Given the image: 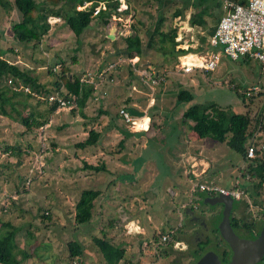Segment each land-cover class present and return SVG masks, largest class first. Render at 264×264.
Segmentation results:
<instances>
[{
    "label": "rangeland",
    "instance_id": "rangeland-1",
    "mask_svg": "<svg viewBox=\"0 0 264 264\" xmlns=\"http://www.w3.org/2000/svg\"><path fill=\"white\" fill-rule=\"evenodd\" d=\"M36 1L54 10L63 5V1L58 4ZM130 2L133 5L129 4L130 14L131 7L135 9L131 20L130 16H112L110 25L104 27L94 19L80 36L74 35L64 22H58L44 30L40 44L18 42L10 28L12 21L18 18L17 12L11 10L7 14L0 8V57L15 63L22 70L29 69L32 76L38 77L39 83L53 91L50 95L56 97L55 76L48 73V68L58 73L61 65H65L70 73L81 76L85 70L93 72L108 60L119 55L126 56L123 52L126 47L125 33H131V24L147 43L149 37L145 30L157 21L161 12L166 17L163 31H168L170 25L176 26V46L194 52L195 47L204 46L205 41L209 43L211 35L208 29L225 12L224 0H206V7L209 8L203 16L206 24L198 26L190 24V15L197 0H161L159 4L150 0ZM176 9H181L182 14L172 16ZM114 19L119 22H113ZM111 26L114 28L113 38L108 37ZM149 42L150 47L134 65L137 68L147 66L149 61L155 65L154 70L161 71L168 67L177 68L185 59L173 56L169 48H161L157 35ZM213 49L210 47L203 52V58ZM130 68L133 70L132 66ZM114 75V83L97 86L83 107L72 101L70 106H58L50 111L52 100L45 102L42 93H36L29 86L23 87L19 80L17 91L24 94L31 92L30 97L7 91L6 96L11 101L4 108L10 115L0 114V219L20 228L16 243L21 252H17L16 257L19 260L23 258L24 250L28 254L20 264H70L67 259V242L70 239L80 241L86 248L84 263L101 264L99 257L93 254L95 246L90 240L101 232L99 228L92 227L75 229L74 205L83 188H98L101 183L107 184L108 178L104 172L86 170L83 160L94 165L105 161L111 171L134 173L133 177L123 175L124 178L118 180V186L108 184V197H105L106 203L102 202L101 224L107 237L124 247L126 258L135 260V264H167V259L161 258L159 250L155 249L163 243L160 236L169 232L171 225L177 222L175 217L170 221L172 217L163 212L162 204L170 196L187 202L192 197L189 174L191 171L198 176L201 173V169H190L192 160L188 152L211 162L214 171L200 175L195 181H213L224 188H231L238 181L241 189L244 190L243 184L247 183L251 191L252 183H256L249 176H245L244 180L241 178L238 169L243 164L241 157L225 142L195 139L186 124L180 130L176 129L175 112L172 117L167 114L176 108L178 85L193 91L196 103L214 102L242 113L249 110L251 116L255 111L261 113V94L253 97L243 94L244 102L241 95L255 85L264 87V70L256 61L232 60L220 52L217 66L211 72L175 74L173 81L168 76L163 85L156 87L153 104L148 101V89L142 83L137 85V79L129 75L127 69L116 71ZM10 78L2 79V83L8 84ZM128 80L136 86L134 89H129ZM60 88H63L62 85ZM38 98L44 102L38 103ZM129 98V103H125ZM117 105L146 111L158 123L154 127L156 131L165 129L163 134L139 132L134 126L126 128L109 113L100 114L102 109L113 112ZM179 106L187 108L186 103ZM18 112L24 115L32 112L45 122L38 127L26 128L18 119ZM261 121H264V115ZM108 125L111 127L104 130ZM91 127L102 131L100 139L92 147L79 149L75 144L87 137ZM259 127L256 131L263 138ZM124 136V147L120 149L118 143ZM16 145L22 150L21 156L14 155L12 149H5L6 146ZM231 174H235V179ZM260 198H264V190ZM13 200H16L15 204ZM151 202L154 205L150 206ZM235 203L238 205L239 201ZM45 212L49 213L43 217ZM27 230L31 235L27 234Z\"/></svg>",
    "mask_w": 264,
    "mask_h": 264
},
{
    "label": "trees",
    "instance_id": "trees-1",
    "mask_svg": "<svg viewBox=\"0 0 264 264\" xmlns=\"http://www.w3.org/2000/svg\"><path fill=\"white\" fill-rule=\"evenodd\" d=\"M42 1H47L52 4H58L63 1V5L59 10H54L42 6V2L39 3L36 0H0V8L4 9L7 14H9L11 10H15L18 14L17 20H13L10 25L11 34L16 40H18V42L33 41L35 44L39 42L41 43L42 34L44 33V30L48 28L46 18L50 14L60 16L63 20L62 22H64L67 28H69L76 36H80L84 30L91 26L94 19L101 23L102 26L106 27L107 25H110L113 15L133 16L130 14V8L128 6H126L124 10L120 9L121 3L119 0ZM84 1H91L92 3L84 9H76V6L83 4ZM100 1H105L106 8L101 9L96 15H93L94 8ZM150 1L159 4L161 0ZM233 1L245 3L244 0ZM193 6H195V10L190 15V24L204 26L206 21L203 16L209 9L206 7V0H197ZM180 14H182V10L176 9L172 16H179ZM158 16L157 21L153 25L148 27L146 30L144 29L149 37L148 39H153V37L157 35L161 48H169L170 52L173 53V56L175 57L181 53L184 54L186 52L185 49H176V45L178 44L175 40L176 29L169 26L170 28L168 31H163L162 25L166 20V17L161 12L158 13ZM218 21L208 29L210 35L214 34ZM113 22L118 23L115 20ZM130 27L131 33H125L126 47L123 52L128 57L142 56L145 50L150 47V42L149 40L147 43L143 41V37L137 32L134 24H131ZM204 44V46L202 45V47H198L194 49V51L197 50L205 52L210 48L209 43L205 41ZM238 59L243 62H247L249 60L246 57H240ZM122 67H128L129 75H133L132 77L137 79V85L141 86L139 76L134 73V71L130 68L131 66L123 64L119 66L118 70L120 71ZM169 69H174V67H168L167 70ZM48 73L50 75L54 73L55 80L53 81V84L55 85L57 96L68 102L74 101L79 107H83L86 104L87 99L91 97L92 92L95 90L91 84L81 83L78 75L70 73L68 67L65 65H61L58 73L53 72L48 68ZM9 77L11 78L8 84L2 83V79H9ZM18 80L22 82L20 84H22L23 87L29 86L31 87L30 89L36 93H43L45 97L44 101L49 103L47 97L51 92H53L50 88L46 87L42 83H39L38 77L32 76L29 69L22 70L15 63L10 62L6 58L0 57V114L10 115L4 108V105L10 103L11 101V98L6 96L7 91H12L13 95L24 94L17 91V88L20 86ZM127 83H129V89L132 90L134 85L129 82V80ZM61 85L63 88H60ZM30 93L31 92H25L24 95L30 97ZM241 95L242 102H244V95ZM195 96L196 94L193 91L182 85H178L176 93V108L167 112V114H171V117L174 114L173 112H175V120H180L175 122L176 129L180 130L183 124H189L191 132H193L194 136L198 139L207 138L213 142H225L228 148L234 150L240 155L244 165H247L245 168H238L241 173V178L244 180L245 176H249L251 180L256 182L252 183L251 191L249 189V184H247L246 181H243L246 183L243 184L245 193L250 198H260L261 193L264 190V150L258 151L255 158H247L246 151L247 143L259 125V128L264 134V121H261L263 114L260 113V111H255L251 116L248 113L249 110L242 113L233 110L231 107L229 109L224 108L223 105H218L214 102H210L209 104L196 103L194 100ZM39 99L40 98L37 100L38 103L44 102L42 99ZM130 100L131 99L129 98L125 101V103L128 104ZM182 103H186L187 108L182 109L179 106V104ZM59 104L60 103L55 99L51 102L49 110L53 111ZM117 108L129 109L127 105H117ZM117 108L113 112L102 109L100 114L109 113L112 117L118 119L123 126L130 128V126L122 120ZM17 116L21 124L26 128H32L35 126L38 127L43 125L45 122L39 120V117L34 116L32 112L26 115L18 112ZM39 116L42 117V114H39ZM167 116L169 117V115ZM150 120L151 122L148 132H154L155 135L156 128L154 129V127L158 126V123H155V121L151 118ZM110 127L111 126L108 125L104 128V130L109 129ZM164 130L165 129L160 128L156 131V135L159 134L161 136ZM101 132L102 131L99 129L93 127L89 128L87 137L76 143V147L79 149H86L96 145L102 134ZM125 139L126 136L119 141L118 144L120 149L124 147ZM260 139L264 141V136L263 138L258 136L255 139V144H258ZM30 146L31 145H29V148ZM5 149H12L14 155L21 156L22 150L19 145L6 146ZM23 152L27 153L28 151ZM127 161H129V159ZM83 164L86 170L88 169L96 173L104 172L107 175L106 177L108 178V182L107 184L104 183V185L101 183L98 188H83L81 190L80 196L74 205V222L75 226H77H74V228H99L101 235H93L90 240L95 246L93 254L99 257L101 264H135V260L126 258V250L124 247H122L119 243H115L113 239H109L107 237L106 231L103 229L101 224L103 218L102 211L104 210L102 202L106 203L105 197H108V184H115L118 186V183L120 182H118V180L121 179L123 175L125 177L128 174V177L130 175L133 177L134 173H132V171L129 173L111 171L105 161H101L100 163L94 165L83 160ZM241 169L245 170L243 171ZM232 177L234 178L235 174H233ZM105 185L107 186L104 187ZM14 202L16 203V200H13V204H15ZM48 213L49 212H45L43 217H46ZM19 230L20 228L17 224H13L10 221H2L0 219V264H20V261L28 256L24 250L23 258L19 260L16 257L17 252H21L18 250L16 243V235ZM27 234L31 235L29 230H27ZM85 251L86 248L80 241L70 239L67 242V259L70 264H86L83 261Z\"/></svg>",
    "mask_w": 264,
    "mask_h": 264
},
{
    "label": "built area",
    "instance_id": "built-area-1",
    "mask_svg": "<svg viewBox=\"0 0 264 264\" xmlns=\"http://www.w3.org/2000/svg\"><path fill=\"white\" fill-rule=\"evenodd\" d=\"M244 1L245 3L224 0L225 12L220 17L215 32L209 40L210 47L215 49L211 50L202 60L185 62L180 67L172 70L156 71L154 70L155 68H148L146 66L137 68L134 66L139 62V58L135 59L127 55L118 56L116 59L107 61L104 66L96 68L93 72L91 70L83 71L81 76L78 75L79 80L83 84H91L95 89L97 86H103L104 83H114L116 80L114 73L119 71V66L123 64L130 65L133 67L134 73L139 76L140 83L148 89V101L152 102L156 87L164 83L169 75L189 74L194 71L211 72L217 66L220 52H223L232 60L247 57L256 61L261 69L264 70V0ZM119 2L121 3L120 9L124 10L126 8L125 0H119ZM91 3V1H84L83 4L77 5L76 9H84ZM105 8V1H100L95 6L93 15H96L101 9ZM115 16L113 15V17ZM117 17L120 18V15H117ZM59 21H61V17L53 14L48 15L46 18V22L50 27ZM94 83L96 84L94 85ZM134 87L136 86L132 88L134 89ZM242 94L247 97L261 94L263 97L261 113L264 115V87L255 85L251 89L243 91ZM50 99L52 101L56 99L60 103L58 106L71 105V102L62 100L59 96L49 95L47 100ZM118 113L122 117V120L130 127L134 126L139 130H147L149 128L150 117L146 111H144L143 115H133L129 112L128 108H119ZM258 135L260 133L255 131L247 143V158H255L258 151L264 150L262 139L259 140L258 144H255V139ZM197 177L195 173H192V176L188 178L190 184L189 192L191 194L195 191H204L208 195L221 193L229 195L232 198H239L245 194L244 190L238 186V181H235L236 184L233 187L224 188L214 182L195 181L194 179ZM168 235L169 232L161 235L160 241L165 242Z\"/></svg>",
    "mask_w": 264,
    "mask_h": 264
},
{
    "label": "flooded vegetation",
    "instance_id": "flooded-vegetation-1",
    "mask_svg": "<svg viewBox=\"0 0 264 264\" xmlns=\"http://www.w3.org/2000/svg\"><path fill=\"white\" fill-rule=\"evenodd\" d=\"M203 192H193L187 202L170 196L162 204L163 212L172 217L170 221L175 217L177 224L171 225L166 241L155 251L167 264H264V198H233L227 225L240 242L231 244L220 228L224 204L210 202L218 193Z\"/></svg>",
    "mask_w": 264,
    "mask_h": 264
},
{
    "label": "crops",
    "instance_id": "crops-1",
    "mask_svg": "<svg viewBox=\"0 0 264 264\" xmlns=\"http://www.w3.org/2000/svg\"><path fill=\"white\" fill-rule=\"evenodd\" d=\"M125 4H126V6H128L129 7V4L130 5H132L131 4V2H130V0H128V1H126L125 0ZM133 6V5H132ZM130 8V7H129ZM131 9H132V12H131V14L133 15L134 14V8L133 7H131ZM153 12H155V11H153ZM130 16V15H129ZM129 19L131 20V17H129ZM164 25H162V27H163ZM170 26H172V28H175V29H177V27L176 26H174V25H170ZM111 28H112V26H111ZM108 29H110V28H108ZM107 29V30H108ZM109 31V30H108ZM176 36H177V34H176ZM176 36H175V39H176ZM208 43V42H207ZM178 45V44H177ZM176 49H177V46H176ZM194 49H196V47L194 48ZM186 50V52L184 53V54H179L177 57L179 58V57H183V58H185V59H183V60H181L180 62V64L182 65L183 63H185V62H189V61H195V60H202L201 58H203V52H200V51H194V52H192V49H185ZM189 50V51H188ZM208 52V51H207ZM211 52V51H210ZM188 55H191V57L189 58V60H188V58H187V56ZM120 56V55H119ZM196 56H198V58L196 57ZM134 58H139V60H140V56L138 57V56H135ZM192 59V60H191ZM111 60H113V59H111ZM111 60H108V61H111ZM147 64V66L146 67H148V68H154L155 67V65L153 64V63H151V62H147L146 63ZM181 65H177V68L178 67H180ZM123 69H127L128 70V67H122V69L121 70H123ZM164 70H167V68H165ZM169 70H172V69H169ZM156 71H160L159 69H157ZM173 75H175V74H171V75H169V76H171L170 77V79H171V81H173L174 80V78H173ZM164 83H162V85H163ZM148 92V91H147ZM176 118V117H175ZM171 120H174V119H172V118H170ZM175 122H178V121H180L179 119H176V120H174ZM186 126L189 128V124H186ZM189 130H191L190 128H189ZM153 134H154V132H152ZM151 133V134H152ZM153 136V135H152ZM195 139H198L197 137L195 138ZM204 139H206V138H204ZM198 140H202V138L201 139H198ZM188 154V156L191 158V166H190V169H201V173L199 174V176H198V178L200 177V175H202V174H207V173H210V171H212V172H214L213 170H212V163L211 162H209V161H207V160H204L202 157H197V156H193L192 154H189V152L187 153ZM186 156V154H184V157ZM241 161H242V159H241ZM242 163L244 164V162L242 161ZM243 164H241V166L243 165ZM246 164V163H245ZM232 175V174H231ZM233 179V178H232ZM234 179H235V177H234ZM210 182H213V181H210ZM247 196V195H246Z\"/></svg>",
    "mask_w": 264,
    "mask_h": 264
},
{
    "label": "water",
    "instance_id": "water-1",
    "mask_svg": "<svg viewBox=\"0 0 264 264\" xmlns=\"http://www.w3.org/2000/svg\"><path fill=\"white\" fill-rule=\"evenodd\" d=\"M114 28L110 29V33L108 34L109 38H113L114 37ZM129 112L133 115H143L144 111H139L136 110L133 107H129ZM233 198L229 195H223L221 193H218L217 195H215V197H213L210 202L211 203H223L225 206V212H224V220L222 221L220 228L221 231L223 232V235L225 236V238L231 243V244H235V243H239L240 240L231 232V230L229 229V226L227 225V213L230 207V203L232 202ZM199 264H204L202 261H200ZM231 264H236V262H233Z\"/></svg>",
    "mask_w": 264,
    "mask_h": 264
},
{
    "label": "clouds",
    "instance_id": "clouds-1",
    "mask_svg": "<svg viewBox=\"0 0 264 264\" xmlns=\"http://www.w3.org/2000/svg\"><path fill=\"white\" fill-rule=\"evenodd\" d=\"M112 19V18H111ZM59 22H62V18H61V21H59ZM118 22V21H117ZM58 23V22H57ZM135 57V56H134ZM139 57V56H138ZM247 58V57H246ZM249 60H251V59H249ZM174 69H176V68H174ZM43 94V93H42ZM43 96H44V94H43ZM45 98V97H44ZM149 116V115H148ZM150 122H151V120H150ZM149 127H150V125H149ZM149 131V128L147 129V130H139V132H148ZM244 165V164H243ZM243 165L241 166V167H243ZM190 176H192V173H190ZM198 178V177H197ZM244 193H245V191H244ZM247 195V194H246ZM245 195V196H246Z\"/></svg>",
    "mask_w": 264,
    "mask_h": 264
},
{
    "label": "bare ground",
    "instance_id": "bare-ground-1",
    "mask_svg": "<svg viewBox=\"0 0 264 264\" xmlns=\"http://www.w3.org/2000/svg\"><path fill=\"white\" fill-rule=\"evenodd\" d=\"M190 57H191V55H188V56H187L188 60H189Z\"/></svg>",
    "mask_w": 264,
    "mask_h": 264
}]
</instances>
